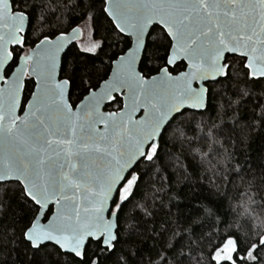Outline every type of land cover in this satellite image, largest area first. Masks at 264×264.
Returning a JSON list of instances; mask_svg holds the SVG:
<instances>
[{
	"label": "snow or ice",
	"instance_id": "6c2138e0",
	"mask_svg": "<svg viewBox=\"0 0 264 264\" xmlns=\"http://www.w3.org/2000/svg\"><path fill=\"white\" fill-rule=\"evenodd\" d=\"M257 130L264 0H0V264H264L254 184L172 195Z\"/></svg>",
	"mask_w": 264,
	"mask_h": 264
},
{
	"label": "trees",
	"instance_id": "16d2710c",
	"mask_svg": "<svg viewBox=\"0 0 264 264\" xmlns=\"http://www.w3.org/2000/svg\"><path fill=\"white\" fill-rule=\"evenodd\" d=\"M184 162L189 165L187 171L172 177L175 189L172 195L183 206L191 207L204 202L213 208L219 205L223 214L228 211L230 203L235 204L231 198L250 183L259 189L258 202L264 196V183H260V178L264 176V130L249 132L243 142L235 144L221 137L212 154L211 169L205 165L193 170L192 165L196 161L191 156ZM225 192L227 198L223 195Z\"/></svg>",
	"mask_w": 264,
	"mask_h": 264
}]
</instances>
